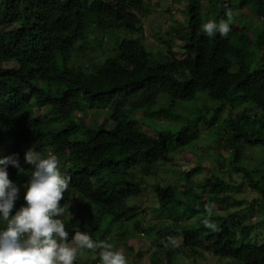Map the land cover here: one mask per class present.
Returning a JSON list of instances; mask_svg holds the SVG:
<instances>
[{
    "label": "trees",
    "instance_id": "trees-1",
    "mask_svg": "<svg viewBox=\"0 0 264 264\" xmlns=\"http://www.w3.org/2000/svg\"><path fill=\"white\" fill-rule=\"evenodd\" d=\"M174 2L182 17L170 13L173 22L165 29L158 23L152 33L168 46L169 55L161 58L141 36L142 16L150 11L147 0H0V156L18 154L25 172L18 174L12 166L7 171L22 185L30 173L23 160L29 147L45 156L56 154L62 173L71 177L61 201L69 242L75 228L103 240L113 225L122 226L139 214V206L128 199L143 187L127 174L135 168L145 175L155 173L168 151L195 147L200 130L220 119L221 125L210 133V145L230 151L217 153L222 157L219 169L205 167L202 158H196L193 166L182 168L181 191L156 178L152 213H168L172 222L143 229L135 220L133 227L154 231L165 259H170V247L186 257L210 250L232 264H264V240L257 243L253 231L257 224L242 225L236 217L239 210L225 205L232 198L227 193L233 187L232 171L237 170L261 195L258 205L264 209V21H244L234 13L247 8L255 18H263L264 0H206L205 8L203 0ZM229 9L234 22L226 38L200 31L207 20H226ZM116 27L124 30L122 36L115 34ZM91 28L105 32L108 44H101L99 34L91 45ZM176 39L180 49L174 51L170 45ZM90 52L98 56L88 65ZM201 98L218 103L201 102L192 113L179 109L182 101ZM89 109L97 113L86 124ZM138 112L172 123L156 126L158 134L152 136ZM245 150H260L256 159L262 158L261 164L240 163ZM206 171L211 175L199 179ZM23 191L13 213L25 203ZM208 203L215 205L211 219L218 231L201 223ZM219 208L226 209L224 214L216 212ZM85 209L91 215L88 225ZM190 218L194 220L186 223ZM258 223L264 224V218ZM121 237L126 243L137 236L123 229ZM156 256L153 252L150 264H157ZM92 262H100L96 253Z\"/></svg>",
    "mask_w": 264,
    "mask_h": 264
},
{
    "label": "rangeland",
    "instance_id": "rangeland-1",
    "mask_svg": "<svg viewBox=\"0 0 264 264\" xmlns=\"http://www.w3.org/2000/svg\"><path fill=\"white\" fill-rule=\"evenodd\" d=\"M149 3V15L142 16L143 18V34L141 36H145L143 38V41L152 49V52L154 54H159V57L164 58L169 55L168 52V46L162 44V42L158 39H156L153 36V31H157L158 27L157 24L161 23L162 28L165 29L169 24H171L173 21L168 18V15L170 13H173L175 17H182V13L176 11L177 2H174V0H147ZM206 0H203V7L205 8L207 6ZM241 13V16L243 17L244 21L246 19H251L250 21H260L263 22L264 18H260L261 16H258V19L255 18L257 14L250 13L248 10L243 11H237V13ZM254 19V20H253ZM184 24V23H183ZM115 34L118 33L119 36H122L124 34V30L120 31V27H116ZM102 34V41L101 44H108V38L105 32L100 31L98 29H90L89 32V40L91 45L93 43H96L97 40H95V36ZM128 34V33H126ZM165 37L166 33L163 34ZM178 39L173 40L170 48L171 50L177 51L180 48ZM98 54L90 52L88 57V65H91L94 59H97ZM26 96L25 98H27ZM30 99V98H29ZM31 102V99H30ZM165 102V101H164ZM201 102H207L210 103L209 105L215 106L218 102L215 100H203L197 99V101H182L179 104V109H181L183 112H193L196 110L195 105L201 106L203 105ZM166 103V102H165ZM227 107V106H225ZM191 110V111H190ZM226 109H223L222 111H225ZM42 115L47 114L46 109L41 110ZM89 114V119H86V124H88L92 113H97L94 109H89L87 111ZM99 113H102L101 111ZM103 114V113H102ZM209 114L207 113V116ZM136 116L138 118H142V125L145 130L148 131V133L152 136H156L158 133L156 126H161L164 124H171V120H166L162 117H156V116H143L142 113L138 112L136 113ZM152 124H151V122ZM217 123V124H216ZM213 127L209 128L204 127L202 130H200L201 134L198 137L197 145L195 147H185L181 150L178 148L172 149L171 151H168L160 160V162L157 165V168L155 169V173L152 174H143L139 168L132 169L130 173L127 174V177L131 180L138 182L143 188L140 194L135 195L133 197H130L128 199L129 203L136 204L139 206V214L137 217L131 219V220H124L123 225L119 226V224H115L111 228V231H105L104 239L108 243L113 244L116 248L120 249L127 257L128 264L129 260L133 259L135 264H150V257L152 256L153 252H156L157 256V264H232L227 259H222L220 257H217L214 255L210 250H202V255L198 256H191L186 257L183 252H180L179 250H171L170 247H167L170 252V259L168 257L165 259V248L162 249L157 246L156 243V236L154 231L149 230H139L137 231L134 227V221H139L141 226H143V229H146L149 225L159 226L161 224H164L166 222H172V217L166 214L161 215H153L151 206H155L157 204L156 195L153 191L152 184L155 181L156 178H161L163 180L170 181L173 185H176L178 190L181 191L182 189V183L184 181L183 179V172L182 168L184 166H193L195 164L196 158H202L201 164L208 168H213L215 170H218V161H222V157H219L217 155L218 152H222V154L227 155L228 151H230V148H223V146L218 144H211L212 136L210 133L212 132V128L214 130L216 129V126L221 125V120L218 119V122H216ZM216 143V142H214ZM210 147V148H209ZM244 155L241 159L240 163H243L244 160L248 162L250 166L253 165H260L261 160L256 159L258 154L261 152L258 150V152H254V154H251L248 150L244 151ZM251 155V156H250ZM236 165V163H234ZM244 165H246L244 163ZM227 166V165H226ZM235 169V168H233ZM223 170H225V167H223ZM236 170V169H235ZM219 173V172H218ZM221 174V173H219ZM204 175H211V173L208 171L202 173L199 175V179H202ZM233 176V187L228 188V194L232 196L231 199L227 201L226 209L228 210H239L238 214L236 215L237 221L242 223V225H251L256 223L257 228L256 230H253L254 232L257 231L258 237L257 243H260L262 240H264V224L258 223V221L262 218H264V209H261L259 207V202H261L262 198L261 195L257 192L252 190L248 187L246 180L242 177V173L240 174V171H232ZM224 180L228 181V177L225 175ZM240 183H242L241 186H238ZM235 186V187H234ZM224 208H219L216 210L218 213L224 214L225 210ZM242 209V211H241ZM83 215L85 216V223L88 225L91 221V215L90 213L85 209L83 212ZM94 216V215H93ZM92 216V217H93ZM186 223L189 224V222H192L194 218L186 219ZM121 227V228H120ZM128 229L132 232V234H135L137 237H132L127 239L126 243L122 241L121 237V230ZM129 247H133V251L129 249ZM95 253H92L91 251H85L76 261V264H94L92 262L93 255ZM95 264H100V262H97Z\"/></svg>",
    "mask_w": 264,
    "mask_h": 264
},
{
    "label": "clouds",
    "instance_id": "clouds-1",
    "mask_svg": "<svg viewBox=\"0 0 264 264\" xmlns=\"http://www.w3.org/2000/svg\"><path fill=\"white\" fill-rule=\"evenodd\" d=\"M243 10L237 9L234 13L241 15L237 11ZM225 15L226 20L202 23L200 31L207 37L226 38L232 30L234 14L229 9ZM23 160L30 166V173L27 182L18 185L7 171L12 166L18 174L25 172L18 154L0 156V264H76L86 250L96 253L100 264H128L120 249L105 240H94L89 232L79 228L73 229L69 242V231L61 219L65 213L61 201L71 177L62 173L56 154L49 152L45 156L29 147ZM21 188L25 203L13 213ZM214 207L213 203L205 205L207 216L201 223L207 229L218 231L217 223L211 219Z\"/></svg>",
    "mask_w": 264,
    "mask_h": 264
}]
</instances>
